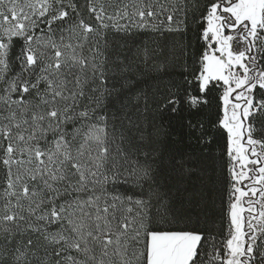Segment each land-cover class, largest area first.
I'll return each mask as SVG.
<instances>
[{
    "label": "snow or ice",
    "instance_id": "snow-or-ice-1",
    "mask_svg": "<svg viewBox=\"0 0 264 264\" xmlns=\"http://www.w3.org/2000/svg\"><path fill=\"white\" fill-rule=\"evenodd\" d=\"M0 264H264V0H0Z\"/></svg>",
    "mask_w": 264,
    "mask_h": 264
}]
</instances>
